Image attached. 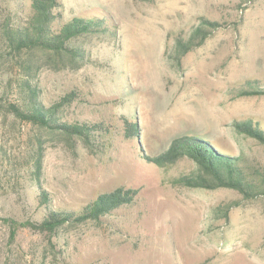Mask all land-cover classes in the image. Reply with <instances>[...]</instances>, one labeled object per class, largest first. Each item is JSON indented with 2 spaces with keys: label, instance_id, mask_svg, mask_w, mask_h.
<instances>
[{
  "label": "rangeland",
  "instance_id": "374dc122",
  "mask_svg": "<svg viewBox=\"0 0 264 264\" xmlns=\"http://www.w3.org/2000/svg\"><path fill=\"white\" fill-rule=\"evenodd\" d=\"M29 4L0 0V264H264V196L180 186L192 160L159 168L144 158L193 135L264 168V146L231 127L250 118L264 128V96L234 97L246 81L264 87V0H60L59 23L95 16L105 30L79 39L77 68L34 52L23 70L26 55L11 52L1 31ZM200 17L225 26L177 67L165 54ZM21 79L45 107L75 95L59 115L99 124L95 143L11 115L25 101ZM126 123L136 124L131 136ZM117 187L136 196L100 221L29 227L48 208L81 209Z\"/></svg>",
  "mask_w": 264,
  "mask_h": 264
},
{
  "label": "trees",
  "instance_id": "16d2710c",
  "mask_svg": "<svg viewBox=\"0 0 264 264\" xmlns=\"http://www.w3.org/2000/svg\"><path fill=\"white\" fill-rule=\"evenodd\" d=\"M60 0H30L28 13L22 16L9 15L2 25V37L9 50L17 55H26L23 70L30 68L31 55L41 52L55 61L67 62L73 68L79 67L85 59V49L79 39L86 38L105 30L102 19L95 16L73 17L66 22L60 18ZM225 26L219 21L200 17L187 35L182 33L174 37L172 51L165 54L175 66L180 67L182 58L202 46L218 28ZM1 56V55H0ZM22 66V65H21ZM25 94L22 106L12 104L9 112L15 118L39 127L59 131L67 139H79L87 146L95 143V131L101 130L96 123L86 121H63L59 115L65 105L75 95L69 93L52 105L45 107L39 101V89L27 79L19 82ZM264 96V87L257 80L246 81L235 89L234 97ZM231 127L244 136L264 146V128L250 118L234 120ZM136 124L126 123V134L131 136ZM156 167L164 168L175 164L182 158L192 160L196 168L177 178L176 183L188 188L215 190L226 188L236 191L244 199L264 196V168L250 164L240 155L220 149L217 144L201 136L182 135L174 138L168 147L156 156L144 157ZM137 191L131 188L117 187L109 192L100 193L81 209L48 208L44 218L38 224L29 227L52 233L65 224H82L88 221H100L101 218L123 205L130 204ZM48 195L40 189L39 203L48 204ZM236 206L229 202L222 206L224 214Z\"/></svg>",
  "mask_w": 264,
  "mask_h": 264
}]
</instances>
